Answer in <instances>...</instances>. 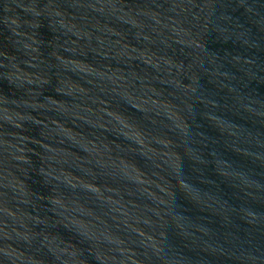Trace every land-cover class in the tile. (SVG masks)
Instances as JSON below:
<instances>
[{"label": "water", "instance_id": "1", "mask_svg": "<svg viewBox=\"0 0 264 264\" xmlns=\"http://www.w3.org/2000/svg\"><path fill=\"white\" fill-rule=\"evenodd\" d=\"M0 264H264V0H0Z\"/></svg>", "mask_w": 264, "mask_h": 264}]
</instances>
